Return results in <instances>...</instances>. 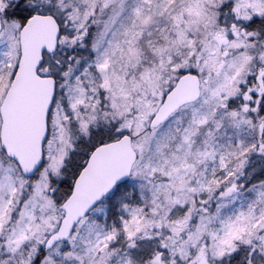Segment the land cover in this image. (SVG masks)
Listing matches in <instances>:
<instances>
[{
    "label": "snow or ice",
    "instance_id": "1",
    "mask_svg": "<svg viewBox=\"0 0 264 264\" xmlns=\"http://www.w3.org/2000/svg\"><path fill=\"white\" fill-rule=\"evenodd\" d=\"M0 264H264V0H0Z\"/></svg>",
    "mask_w": 264,
    "mask_h": 264
}]
</instances>
